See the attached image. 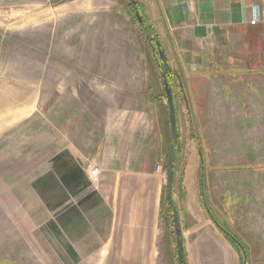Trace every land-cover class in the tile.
<instances>
[{
	"label": "rangeland",
	"instance_id": "1",
	"mask_svg": "<svg viewBox=\"0 0 264 264\" xmlns=\"http://www.w3.org/2000/svg\"><path fill=\"white\" fill-rule=\"evenodd\" d=\"M138 1L154 29L152 9ZM128 6L129 0H0V264H137L127 262L132 247L110 248L111 256L102 263L89 261L95 256H65L57 208L50 209L58 197L59 153H92L110 132L123 136L122 150L131 164L136 157L139 168L153 161L145 196L155 236L144 264H221L223 254L222 264H235L215 228L244 264H264V198L259 196L264 172L252 173V163H264V72L242 73L247 87L233 84L225 100L220 82L230 73L195 71L181 49L160 39L164 59L184 92L175 81L171 191L184 238L180 258L179 226L166 193L167 100L145 29ZM209 74H217V81L207 80ZM84 160L90 180L86 166H99L94 159ZM251 176L258 180L257 190ZM224 190L246 196L243 214L223 215L218 201ZM202 195L211 205L207 213ZM134 202L131 196L120 209L122 224L133 218V209L127 208ZM251 227H257V241ZM203 243L212 246L202 248Z\"/></svg>",
	"mask_w": 264,
	"mask_h": 264
},
{
	"label": "crops",
	"instance_id": "2",
	"mask_svg": "<svg viewBox=\"0 0 264 264\" xmlns=\"http://www.w3.org/2000/svg\"><path fill=\"white\" fill-rule=\"evenodd\" d=\"M144 5L152 9L154 33L160 45L161 39L168 41L172 49H181L187 61H194L195 71L230 73V78L221 79L220 82L225 100L231 96L233 84L247 87L249 82L242 79V73L264 72V0H144ZM254 20L257 23L252 25ZM217 77V74H209L207 80L217 81ZM240 104L241 114L246 117V102L241 100ZM115 136L113 132L102 135L95 150L89 154L59 153L56 176L58 197L56 207L51 206L50 209L57 208V229L60 238L65 241V256H95L89 261L102 263L105 262L104 258L111 256L110 248L132 247V259L127 262L144 264L149 262L145 257H149L154 246L155 235L151 228L153 210L148 212L150 204L145 196L147 181L153 177L154 165L152 161L149 169L139 168L137 157L131 164L129 155L122 150L123 136ZM85 158L94 159L100 168L96 186L90 183L84 171ZM252 164L256 168V172L252 173L259 175L264 172V163ZM250 179L252 187L257 190L258 180L252 176ZM208 184V192L212 193L210 178ZM131 196L135 202L127 210L133 209V218L122 224L124 218L121 217L124 216H121L120 209L126 206L125 201ZM259 196L261 200L264 198L263 185L259 187ZM246 203V196L236 197L229 190H224L218 201L226 216L243 214L240 212H243ZM200 209L197 211L202 215L203 210ZM253 213L251 211L250 214L255 215ZM128 218L129 214L125 219ZM241 224L244 226L246 223ZM252 228L251 238L257 241V233H254L257 227ZM119 232H125V235H119ZM214 233L224 247L232 250L235 264H244L235 246L223 238L217 228ZM206 246L212 245L202 244V248ZM246 246L252 248L249 243ZM104 248H108L105 255L102 251ZM221 259L222 264L224 254Z\"/></svg>",
	"mask_w": 264,
	"mask_h": 264
},
{
	"label": "trees",
	"instance_id": "3",
	"mask_svg": "<svg viewBox=\"0 0 264 264\" xmlns=\"http://www.w3.org/2000/svg\"><path fill=\"white\" fill-rule=\"evenodd\" d=\"M129 1H130V6H128V9L130 11V15L134 19H136V21L137 20L139 21V19H140V21L142 23L141 25L145 29V35H146L145 37L149 41V43H150L149 46H151V48L154 52V55L156 57V61L158 63V69L160 72V81H161V84L163 87V92H164L165 98L167 100V92H169L170 97L172 99L174 112H175V120L177 123V114H176V106H175V99H174L176 89L174 87L175 86L174 83H175V81L178 83L179 91L183 95L184 92H183L182 82H181L179 76L169 68L168 62L166 61V59H164L165 57H164V53H163V50L161 47L162 45H160L158 37L156 36V33H154L155 30L152 29L150 26H148L147 21L145 20V17H144L145 13H144V9L142 7V4L138 0H129ZM167 109H168V106H167ZM166 125H168L170 132H171L169 110H168V122H166ZM170 144H171V139H170ZM173 176H174V172H173ZM201 198H202L201 203L203 204L204 208L208 212V210H210L208 205H207L208 202L205 201L203 195ZM172 202H173V200H172ZM170 208H171V211L173 214V209L171 206H170ZM178 224H179V228L181 227L180 230H181V235H182V225L180 224L179 217H178ZM181 241L184 242L183 236H181ZM177 256L179 257L178 251H177ZM6 264H8V263H6Z\"/></svg>",
	"mask_w": 264,
	"mask_h": 264
},
{
	"label": "water",
	"instance_id": "4",
	"mask_svg": "<svg viewBox=\"0 0 264 264\" xmlns=\"http://www.w3.org/2000/svg\"><path fill=\"white\" fill-rule=\"evenodd\" d=\"M167 105H168V110H169V119H170V124H171V132H170V139H171V144H170V149H169V156H168V164H167V179H166V193H167V200L170 206L173 209V215H174V222L176 224V227L179 226L178 224V218H177V213L174 208V205L172 204V183H173V163H174V153H175V148H176V128H175V113H174V108H173V103L172 99L170 97L169 92H167ZM177 251L178 255L181 258L183 256V244L181 241V231L177 227Z\"/></svg>",
	"mask_w": 264,
	"mask_h": 264
},
{
	"label": "built area",
	"instance_id": "5",
	"mask_svg": "<svg viewBox=\"0 0 264 264\" xmlns=\"http://www.w3.org/2000/svg\"><path fill=\"white\" fill-rule=\"evenodd\" d=\"M257 23L256 20L252 21L251 24L252 25H255ZM87 168V171H88V175H89V178L94 185H96L98 183V179H99V174H100V171H99V168L94 166L92 163L88 164L86 166ZM157 170L159 171L160 170V167H157Z\"/></svg>",
	"mask_w": 264,
	"mask_h": 264
}]
</instances>
